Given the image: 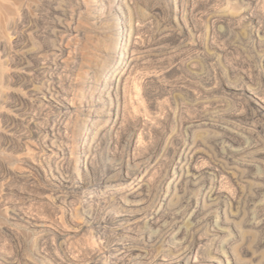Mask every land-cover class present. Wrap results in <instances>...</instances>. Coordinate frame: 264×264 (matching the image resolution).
Returning <instances> with one entry per match:
<instances>
[{
  "label": "rangeland",
  "instance_id": "rangeland-1",
  "mask_svg": "<svg viewBox=\"0 0 264 264\" xmlns=\"http://www.w3.org/2000/svg\"><path fill=\"white\" fill-rule=\"evenodd\" d=\"M263 107L264 0H0V264H264Z\"/></svg>",
  "mask_w": 264,
  "mask_h": 264
},
{
  "label": "bare ground",
  "instance_id": "bare-ground-1",
  "mask_svg": "<svg viewBox=\"0 0 264 264\" xmlns=\"http://www.w3.org/2000/svg\"><path fill=\"white\" fill-rule=\"evenodd\" d=\"M7 4V3H6ZM63 28V27H62ZM127 38H125L124 34L123 35H119L118 36V41H117V48L115 49V56L118 54V58H120L119 60V64H120V67H118V69L120 68V70L118 72H116V75L114 76V78L112 80H110V88H109V91H108V97H109V100H110V103L111 105H113L114 103V100H117V106L114 105V109H115V115H116V119H115V122L117 121L118 119V115H119V89L121 87V84L123 82V80L125 79V75L126 73L128 72L131 64H132V59L129 58V56L127 55L128 53V50L125 49V55L124 57H120L119 56V53L118 51L121 53L124 51L122 45L125 43L124 41H126ZM127 47V46H126ZM128 49V48H127ZM117 63V62H116ZM111 71V70H110ZM111 74V73H110ZM114 95V97H113ZM116 103V102H115ZM113 107V106H112ZM264 109V107H263ZM53 145V143H51ZM195 150V149H194ZM193 152V151H192ZM194 153V152H193ZM193 153H191V150H186L185 152H181L180 155H179V158L176 162V165L174 166V169H173V178L171 180V184L173 186H176V184L178 182H181L183 180H186L188 178V168L189 166L192 164L193 162ZM195 155V154H194ZM88 162L87 158L85 157L84 159H82V163H86ZM194 174V173H193ZM140 184V181L138 183V185ZM141 185V184H140ZM136 186V185H135ZM177 187V186H176ZM214 188V187H213ZM220 189V188H219ZM207 190V189H206ZM209 199L218 193V189L217 190H209ZM205 192V191H204ZM168 193L165 194V196H162L164 197L163 198V201L164 202H169L168 200H170V197L168 199ZM207 198V195L206 194H203L202 198H201V204H204L205 203V200ZM220 200V199H219ZM218 200V201H219ZM215 201V200H214ZM217 202V201H216ZM209 203V202H208ZM219 203V202H218ZM217 203V204H218ZM214 204V203H212ZM193 205V204H192ZM225 205V204H224ZM200 205L199 203H197L195 205V209L193 210V215L195 214H198L199 211H200ZM194 208V207H192ZM203 209V208H202ZM223 209V208H222ZM224 210V209H223ZM226 210V209H225ZM224 212V211H223ZM162 213V212H161ZM192 213V212H191ZM225 215V213H223ZM161 215V214H160ZM196 216V215H195ZM193 217V216H192ZM157 218V217H156ZM225 218V217H224ZM223 218V219H224ZM154 219V218H153ZM152 220V218H151ZM223 221V220H222ZM218 227V226H217ZM216 228V227H215ZM182 232V231H181ZM183 233V232H182ZM180 234V233H179ZM141 255V254H140ZM180 255V254H179ZM182 257V256H181ZM236 257L234 256V259ZM187 261V260H186ZM215 261V260H213ZM228 261V264H230L231 262L229 260ZM189 262V261H188ZM216 262V261H215ZM219 262V261H218ZM185 264H188V263H185ZM218 264H223V263H218Z\"/></svg>",
  "mask_w": 264,
  "mask_h": 264
}]
</instances>
